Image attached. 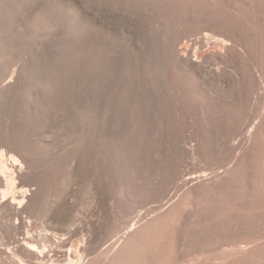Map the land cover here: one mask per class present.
<instances>
[{
    "label": "bare ground",
    "instance_id": "bare-ground-1",
    "mask_svg": "<svg viewBox=\"0 0 264 264\" xmlns=\"http://www.w3.org/2000/svg\"><path fill=\"white\" fill-rule=\"evenodd\" d=\"M29 2L0 0V254L10 264H102L91 255L112 215L165 198L188 153L207 163L228 151L231 157V110L240 142L246 134L240 111L252 107L257 121L263 113L256 87L264 83V65L249 40L216 31L182 41L176 29L184 19L170 13L144 20L139 7L126 25L89 11L81 19L76 11L75 20L83 21L79 37L67 35L50 60L40 31L51 24L49 14L66 8L59 0H49L46 10L40 0ZM169 5L177 9L172 0ZM168 74L180 85L177 99L166 93ZM164 102L182 127V113L196 114L200 105L223 106L228 116L211 115L176 137ZM44 212L49 217L41 222ZM131 236L122 245L130 246ZM113 238L102 257L120 237ZM149 241H131L133 250L121 245L114 264L138 263Z\"/></svg>",
    "mask_w": 264,
    "mask_h": 264
},
{
    "label": "rangeland",
    "instance_id": "rangeland-1",
    "mask_svg": "<svg viewBox=\"0 0 264 264\" xmlns=\"http://www.w3.org/2000/svg\"><path fill=\"white\" fill-rule=\"evenodd\" d=\"M27 1L29 2V0ZM40 1L44 9H48L49 0ZM59 1L63 4V8H66V11H56L55 14H49L45 19H51V24L44 23L40 31V42L44 54H46L45 56H48L50 51L58 50L66 41L67 35L73 38L79 37L77 28L78 26L83 28V21L75 20L74 13L76 11L81 19L86 17L84 15L91 13L98 16L102 15L106 19L112 18L111 22L126 25L130 19L129 15L134 14V10L139 7L137 10L141 12L144 20L152 21L155 14L166 17L170 13L177 14L182 18V21L184 19L185 22L183 21L176 29L177 33L186 37L182 41L187 39L192 41L193 38L189 39L188 37L203 36L207 35L208 32L217 33L220 31L233 33L236 37L243 38L242 40H249V44L250 41L252 43V46L250 45L252 48H250L255 56L254 58H256L255 61H259L260 68L261 65H264V0H172L177 4L175 10L169 5L171 0ZM29 3H31V0ZM90 10H94V12ZM87 11L89 12L86 13ZM184 36L182 38H185ZM51 55L49 56L50 60L51 57L54 59V55ZM49 57H47L46 62L44 61L46 64L50 61ZM261 69L263 70L264 67ZM50 72L51 69L48 73ZM168 75L171 76L170 79L176 80L172 75ZM169 76L166 81H169ZM172 80L168 82L172 88L168 86L169 89L167 88L168 92L166 91V93L170 97L175 94L179 98L181 94L179 95L177 90L180 89V85L177 80ZM261 84L264 83H259V88H256L261 91L257 90L259 93H262L259 95L264 97V89H260ZM171 89L173 93H171ZM180 93L182 92L180 91ZM163 106L164 114L168 115L167 117L170 119L169 122L166 119L164 121L174 124L168 125V128L169 130L172 129V132H170L173 135V132H175L176 137L178 134L184 135V132L185 136H188L189 131L192 129L189 127H201L199 124L205 120L208 121L212 118L211 115L215 117L226 114V117L228 116L223 106H209L205 110L200 105L201 109H197L196 114L191 115L184 112L183 116L182 113L181 117L185 120V123H182L183 128L180 124L178 126L173 115L166 111L169 108L167 104L165 105V102ZM262 111L263 113L261 112L262 115L259 116L260 120L258 121L256 120L258 115H253L252 107L240 111L243 113L239 112L241 117L243 115V120L240 118L243 124L239 121L242 127L245 123L247 124V121L244 122L246 118H248L250 124L255 122L252 126L256 125L252 128L249 123L245 124L246 134L241 136L242 140L240 138L241 141L239 142L237 139L240 137V133L237 134V132H240V130H237L239 127L236 124H233L236 118L233 117L234 112L231 110L232 137L236 134L233 139H236L235 145L232 147V149L235 147L236 149L231 151V157L228 151V154L226 152V154L220 156L222 159L219 158V162L216 159L207 163L202 162L196 154L194 158V153L191 152V157L188 153L186 155L188 157H184V161L182 159V164L180 162V169L184 173L182 174L180 171L178 179L171 186L167 196L161 198V200L153 199L152 202L149 201L143 207L138 208V211H129L128 214L126 213L127 216L121 212L112 215L107 223L108 234L103 242L97 246L91 257L95 256L103 261L102 264H105V262L109 264L112 256L116 260L118 252L115 251L120 250L124 239L129 240L130 234L132 238L138 236L134 232L136 230L140 234L139 239L137 237L136 240L130 238V246L128 242V246L126 243H123L122 246H127L126 249L131 247L133 250L134 246L132 245L135 241L141 242V240L148 239L150 244H145H149L152 248H150V252L149 249L147 251L149 245H146L148 246L146 250L145 247L142 248L145 250L143 253L145 252L147 255L143 254L144 259L142 257L141 261L139 260L136 264H143V262L144 264H264V109ZM252 115L255 117L254 121L253 118H250ZM249 118L252 119V122L249 121ZM248 125L250 127H246ZM172 134L170 136L172 137L171 140L174 137ZM190 139L188 138L190 142L192 141L191 143L196 142L194 138V141ZM42 149L37 155L39 158V155L42 154L43 157L48 151L46 147ZM189 171L198 172L184 175ZM129 198L130 196H128ZM132 201L134 200L132 199ZM130 213L135 218L129 217ZM47 216V213L42 215L43 218L40 216L41 222H46L49 217ZM125 225L128 226V229L126 227L123 229ZM41 226L42 224L39 223L36 228L40 229ZM138 229L140 230L138 231ZM115 236L120 237L118 243H116V246L111 247L113 250L108 251V256L102 257L103 252L110 248L111 240ZM141 244L142 246L145 245L144 243ZM131 248L129 251H131ZM1 254L0 264H10L6 259V255L2 254L1 256ZM113 257L111 258L113 262L110 264L115 263Z\"/></svg>",
    "mask_w": 264,
    "mask_h": 264
}]
</instances>
